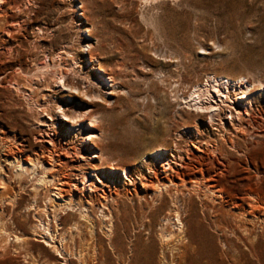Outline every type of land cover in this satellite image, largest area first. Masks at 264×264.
<instances>
[{
  "label": "rangeland",
  "instance_id": "obj_1",
  "mask_svg": "<svg viewBox=\"0 0 264 264\" xmlns=\"http://www.w3.org/2000/svg\"><path fill=\"white\" fill-rule=\"evenodd\" d=\"M128 1L6 0L0 6V69L11 74L12 80L8 90L4 83L0 85V128L4 126L3 135H16V143L22 142L32 155L39 151L36 133L49 131L62 150H78L85 157L73 158L64 171L80 173L83 169L90 174L97 184L94 197L106 202L105 210L111 215L107 223L112 226L110 235L106 234L101 229L98 204L91 206L84 200L96 219L94 233L82 224V233L72 234L70 227L79 209L70 210L74 217L59 211L60 226L64 227L60 229L68 237L66 246L73 256L81 254L84 264H161L162 259L173 264L178 250L172 247L181 242L175 235L164 245L159 235L163 229H177L178 222L172 214L169 223L163 220L168 204L163 212L158 200L143 198L138 192L143 186L138 172L146 170L139 161L163 143L166 156L179 171L182 166L174 160L181 161L172 156L178 154L177 143L184 160L189 161L184 149L194 148V141L201 140L204 147L216 145L226 133L233 144L225 142L226 148L221 146L215 154L223 161L216 172L222 169L225 175L217 176L216 186L223 188L225 195H242L257 186L264 198V97L258 94L241 118L242 135L233 124L228 123L224 130L217 123L212 126L205 114L187 112L191 107L183 98L195 84L205 83L208 74L243 75L253 89L264 86V0H161L157 9L165 43L147 32L140 19L141 3L133 0L129 5ZM16 14L28 24L13 19ZM45 63L50 65L45 67ZM56 68L64 69L79 83L78 88L55 81ZM26 94L34 99L30 109ZM59 104L68 115H61ZM244 150H248L246 154ZM158 164L163 168L162 162ZM122 167L128 168L131 180ZM8 187L3 190L4 198L18 191L16 186ZM103 190L112 193L103 199L99 194ZM74 191L77 197H90L82 183ZM26 192H21L19 204L5 201V206L12 209V220L6 221L10 233L26 231L27 242L21 248L11 242L6 255L0 253V263L59 264L62 259L41 242V235L34 239L35 211ZM38 203L42 205L40 200ZM193 206L189 211L179 205L183 241L189 251L179 258L182 264H264V228L259 220L247 223L236 215L234 219L231 205L215 211L202 207L199 201ZM8 216L2 213L0 219ZM69 260L78 263L75 257Z\"/></svg>",
  "mask_w": 264,
  "mask_h": 264
},
{
  "label": "bare ground",
  "instance_id": "obj_2",
  "mask_svg": "<svg viewBox=\"0 0 264 264\" xmlns=\"http://www.w3.org/2000/svg\"><path fill=\"white\" fill-rule=\"evenodd\" d=\"M5 1L6 0H0V6ZM138 1L141 3V10H140L141 17H140V19L147 26V32L152 31V35L156 36V39L158 38L161 41H163V43H165L166 38L164 37V33L161 31V26H160V22H159V17H161V16H160V13L157 9L158 4L161 3L162 1H165V0H162V1L161 0H138ZM128 2H129V5H131L133 0H129ZM20 15L21 14H19V15L16 14V15H14V17L13 16H11V17H13V19L16 18L15 20L21 22L22 16H20ZM27 16H29V14ZM26 21H22V23L28 24ZM131 23H132V21H131ZM6 29H7V32L10 31V28H6ZM148 29H150V30H148ZM42 30H44V29H42ZM40 37H42V36H40ZM151 39H152V37H151ZM4 41H6V39ZM153 41H155V40H153ZM151 42H152V40H151ZM6 43H7V41H6ZM153 45H154V43H153ZM67 52H68V50H67ZM48 65H50V64L49 63L44 64L45 67ZM113 70H115V69L113 68ZM45 71L46 70L44 69V72ZM44 74H46V73H44ZM48 74H49V72H48ZM48 74H46L45 76H47ZM53 74L55 76L54 80L55 81L59 80L58 82H60V84L62 86H66V87L73 88V89L78 88L79 83L77 84L75 81L71 80L72 77H69V74L64 69H57L56 68V70L53 71ZM42 76H44V75H42ZM50 77L51 76H49V78ZM11 78H12L11 74H6L4 70L0 69V85L2 86L3 85L2 83H4L3 87H5L7 90L11 87L10 86L11 85L10 83L12 80ZM16 79H18V78H16ZM30 81H32V80H30ZM14 83H13V85H14ZM15 84H18V83L16 82ZM25 86H27V85H25ZM30 87H32V85H30ZM18 88L20 89L21 86L20 87L17 86L16 89H18ZM23 89H26V88H23ZM21 91H22V89H21ZM26 91H23V92H26ZM28 94H26V96L28 98L26 96H25L26 98L25 97L24 98L26 99V103L28 105V108L30 109L32 101L34 99L32 100ZM33 94H34V92H33ZM258 94H261L264 97V86L258 87L257 89H253L252 84L247 81L245 76L221 73V74H208L205 83L195 84L193 86L192 90L188 91V95L184 96L183 98L185 99V103L191 107V109L188 110L187 112L196 113L197 115L198 114H205L207 116V118L209 119V123L212 126L217 123L224 130L227 129L228 123L233 124L237 130V133L239 135H242V128L243 127L241 126L242 122H240V121L250 111V109L253 106V102L257 98ZM86 95H87V93H86ZM35 104H36V106H40L37 103H35ZM8 105H10V104H8ZM57 107L62 110L61 115H64V116L68 115L61 108V104H59ZM83 114H85V113H83ZM39 120L41 122H43V119H39ZM92 121H93V119H92ZM94 121H96V119ZM43 123H45V122H43ZM43 123H41V124H43ZM93 125H94V122H93ZM3 128H4V126L2 125L0 128V216L2 213L9 214V216L11 214L10 212L12 209L9 208L10 210H8V208L5 206V201L7 203L11 202L12 206L14 205V203L19 204V200H21V197H22L21 192L24 193V192L28 191V193L27 192L26 193L29 196L30 201L32 200L30 205H33L32 207L35 211L34 217H35L36 222L31 227L32 228V234L35 237L34 239L37 240L36 235H41L40 237L43 238V240L41 242H44V244L46 246H49V248H51V250H53L55 252L54 256L57 259H59V258L62 259V260H59V264H72L70 262L71 260H69L70 257H72V258L75 257V259H77V262H78V263L76 262L77 264H84L86 261L84 262L83 256H81V254H75L73 256L72 255L73 251L71 250L72 252H70V250L66 246V240L68 237L66 238L65 232L62 230L64 227L62 226L63 227L62 228L60 226V223H61L60 218L61 217L59 215V211H61V212L64 211V213L68 214L70 217V215L73 214L70 210L76 209V208L79 209L77 219L74 218V221L72 222L71 227H70L71 228L70 233H72V234L80 233L79 231H80V227L82 226V224H84L85 227H87V225H88L90 228V232H93V230H95L94 220H96V219H93L94 216L91 213L92 211L90 212L91 209L89 210L88 206H86L87 204L86 203H85L86 205L84 204V200L87 201L88 203H90L89 205H91V206H92V204L94 205V202L96 204H98V206L97 205L96 206L100 211L99 218L101 220V229L103 231H105L106 234L110 235L109 234L111 232L110 226H112L110 223H107V220L110 219L111 215L107 210H105L107 208V206L105 204L106 202L104 201L105 202L104 203L103 201H101L102 199L99 200V199L94 197L93 192L96 191L97 184L92 180V177H90V174L86 170H83V169H81L80 173L79 172L78 173L73 172V171L71 172L69 169L68 170L70 172L64 171L65 167H67L68 165L73 163V160H72L73 158L77 157V158L84 159L85 157L78 150L72 151V150L66 149V148L64 150H62L60 145H58L59 144L58 139L56 142L54 140L55 138H53V136H52V133H50L49 131L36 133V135L34 136V139L37 138V141H38L37 144H38L39 151H35V153L32 155L24 147V144L22 142L18 141V143H16V140L14 139V136L16 137V135H13L12 137L7 136L5 134L3 135V133H1L2 131H4ZM254 128H256V127H254ZM246 129H247V126H246ZM250 129H251V127H250ZM250 129H249V131H250ZM81 130L83 132L84 129L81 128ZM246 131H248V130H246ZM244 132H245V130H244ZM83 133L90 135L92 137L94 136L93 132H90V131L87 133L86 132H83ZM232 140H230V137L226 136V133H223L221 135L220 143L216 144V145L207 143L206 144L207 147H204L200 143L201 140H200V142H199V140L194 141L193 142L194 148L188 147V148L184 149V152L186 151V154H187L189 161L184 160L185 159L184 153H183V151L181 152L182 148H180V146L177 143L176 149H178V154L172 153L173 154L172 156L176 157L177 159H179V161H181V162H178V160L177 161L174 160L175 163L182 166V170H179V171L174 168L173 164L171 163L172 160L166 156V152L164 151L165 147L162 146L163 143H158V145H156L157 147H155L149 153L144 154L141 157L140 161L138 160L140 164H145L146 170L138 172L140 179H142L141 184L143 186H142V188H139L140 189L139 191L137 188L136 192L138 191V192L142 193L143 198L144 197L145 198L150 197L152 201L158 200L159 201L158 207L160 209L162 207V210H163V206L168 204L166 206L167 208H165L166 209L165 212L163 210V212H164L163 220L166 223L167 222L169 223L171 221L170 215L172 214L171 218L175 217L176 222H178V223H176L178 226L177 229H174V230L163 229L159 235L161 243L162 244L164 243V245L169 243L175 235L178 236V241L180 240V242H181V244L178 246H175L176 244L173 243L174 246L172 247V249L175 248L176 251L178 250L176 252L177 254L174 253L178 257L176 259L171 260V261H173L172 262L173 264H182L183 262L179 258H181V256H183V257L186 256V252H189L186 250L187 245H186V243H184L185 240L183 241V239L185 238V236H184L185 234L183 235V233H185V232L183 229V222L181 219L182 215L180 214L181 208L179 209V205H181V203L184 206H186V208L189 209V211L191 210V208L194 207L193 204L196 201H199V203L202 207H206L211 211H213V210L215 211L216 209L223 208L226 205H229V206L231 205V209L233 210L232 213L234 214V217H235V215L238 217H241V218H243V220H246L247 223H249V221L252 222V221L257 219L261 223L260 226L264 228V198L262 197L263 195L260 196V193H259L257 186H256V188L255 187L254 188H251V187L248 188L247 187L248 189L242 195H238V194H232V195L227 194V195H225L223 193V188H221L220 186H219L220 187L219 188L215 184V181L218 179L217 176L219 177L221 175H224V171L222 169L218 170L216 172V169H215L216 166L217 165H220V166L223 165V161L221 162L218 158H216L215 154L218 150L220 151V149L224 147L223 145L225 142L232 146V144H233ZM221 146H223V147H221ZM224 148H226V147H224ZM247 151L248 150H244L243 152L246 154ZM220 153H222V152H220ZM99 156L102 157V154ZM77 158H75V159H77ZM159 162L163 163L162 164L163 168H160V165L158 164ZM71 166H73V165H71ZM122 169L124 170V174H125L126 178L131 180L130 175L128 174V168L122 167ZM78 180L80 182H78ZM216 182H218V181H216ZM80 183L83 184V187L85 189H88L90 191V197L88 199L86 198V196H84L85 198H83V196H81V195L79 197H77L78 195L76 196L74 189H76V188L79 189ZM129 183H131V182H129ZM8 185H11L12 187L16 186L18 191L16 192V194L8 195L7 198H4L3 195H4L5 191H3V190H4V188H7ZM259 189H261V188H259ZM10 191L8 193H10ZM184 192H186L187 194H185ZM99 194L101 195V197H103V199L106 198L108 195H110V194L106 193L105 190H103V193H99ZM184 194L187 195L185 198L183 196ZM192 195L197 200H195L192 197ZM166 196H167V198L169 197L170 200L167 199ZM39 200L41 201L42 205L39 204L40 202L38 203ZM6 205L9 207L8 204H6ZM31 208L29 207L27 209L29 210ZM65 210H69L70 212L69 211L65 212ZM9 216H8L9 219H6V220L4 219L3 221H2V219H0V253L1 254L5 253L4 255H6V253L10 250L9 247L11 245V242L15 243L18 247L21 248L22 246H24V243L27 242L26 238L28 237V236L24 235V233L26 232L25 230H24L25 232H23L22 234L17 233L18 231L17 232L11 231L12 234L10 233L11 229L9 230V225L6 223L7 220L11 219V216L10 217ZM16 216H18V215H16ZM230 216H232V215H230ZM75 217H76V215H75ZM234 219H236V217ZM239 220H238V222H239ZM13 221H15V220H13ZM184 224H185V222H184ZM244 225H245V223H244ZM235 226H236V224H235ZM60 227L62 229H60ZM245 227H247V226L245 225ZM248 229H249V226H248ZM241 231H242V229H241ZM250 232H251V230H250ZM20 233H21V231H20ZM93 233H91V234H93ZM263 234H264V232H263ZM10 235H12L13 237L11 236L12 237L11 238ZM247 235H249V234H247ZM79 236H81V235H79ZM262 236L263 235H261V237ZM70 237H72V236H70ZM29 238H30V236H29ZM72 241H73V239H72ZM180 242H178V243H180ZM27 244H29V243H27ZM187 249H188V246H187ZM193 249L194 248H192V250ZM191 253H189V254H191ZM52 255H53V253H52ZM56 255L59 256V258ZM56 258H54V259H56ZM86 259H87V257H86ZM164 261L165 260L162 259L161 264H163V263L165 264L166 261L165 262ZM191 261H193V260H191ZM170 264H171V262H170Z\"/></svg>",
  "mask_w": 264,
  "mask_h": 264
}]
</instances>
